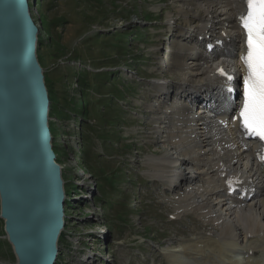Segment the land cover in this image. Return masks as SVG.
Instances as JSON below:
<instances>
[{"label": "rangeland", "instance_id": "374dc122", "mask_svg": "<svg viewBox=\"0 0 264 264\" xmlns=\"http://www.w3.org/2000/svg\"><path fill=\"white\" fill-rule=\"evenodd\" d=\"M178 4L35 0L38 62L55 99L49 128L70 197L55 264H171L168 250L206 233L192 212L171 218L176 196L151 174L163 145L147 106L155 104L157 79L177 78L162 70L158 54L167 13ZM144 10L159 12L146 18ZM135 31L144 33L142 42H128ZM83 154L87 174L80 169ZM3 226L0 218V264H15Z\"/></svg>", "mask_w": 264, "mask_h": 264}, {"label": "bare ground", "instance_id": "6f19581e", "mask_svg": "<svg viewBox=\"0 0 264 264\" xmlns=\"http://www.w3.org/2000/svg\"><path fill=\"white\" fill-rule=\"evenodd\" d=\"M244 6L243 0H180L175 6L183 16L171 41L168 68L178 74L168 86L175 91L164 96L165 84H157L159 97L147 106L163 145L151 159V174L165 180L176 196L174 213H194L206 233L168 250L171 264H264V169L255 162L256 142L239 137L232 112L224 108L228 98L214 87L220 80L212 67L220 57L238 66V55L224 51H242L237 21ZM197 35L222 40L215 57L207 60L203 51L188 57L202 48ZM258 189L261 193L253 195Z\"/></svg>", "mask_w": 264, "mask_h": 264}, {"label": "water", "instance_id": "95a60500", "mask_svg": "<svg viewBox=\"0 0 264 264\" xmlns=\"http://www.w3.org/2000/svg\"><path fill=\"white\" fill-rule=\"evenodd\" d=\"M27 2L0 0V218L15 264H55L66 191Z\"/></svg>", "mask_w": 264, "mask_h": 264}, {"label": "snow or ice", "instance_id": "6c2138e0", "mask_svg": "<svg viewBox=\"0 0 264 264\" xmlns=\"http://www.w3.org/2000/svg\"><path fill=\"white\" fill-rule=\"evenodd\" d=\"M245 3L247 11L238 18L245 45L240 59L246 68L238 119L247 134L264 140V0H245ZM218 71L227 77L223 69Z\"/></svg>", "mask_w": 264, "mask_h": 264}, {"label": "trees", "instance_id": "16d2710c", "mask_svg": "<svg viewBox=\"0 0 264 264\" xmlns=\"http://www.w3.org/2000/svg\"><path fill=\"white\" fill-rule=\"evenodd\" d=\"M129 35V34H128ZM134 39H136V35H134ZM131 43V41H128ZM37 58H38V61L40 60V56L39 54H37ZM88 83V82H87ZM86 83V84H87ZM49 98L51 99V103H53L55 101L54 97L51 95L50 91H49ZM84 101V100H83ZM51 130V129H50ZM52 133V137L54 138V135H53V132L51 131ZM54 141V140H53ZM53 151L54 153L56 154V160L58 158V152L57 150L55 149V145L53 144ZM79 163L83 166V169L87 172H90L91 171V168L86 164V161H85V155L83 154V156L81 157V160H79ZM92 176V175H91ZM64 234H61L60 235V238H59V242H61V238L63 237Z\"/></svg>", "mask_w": 264, "mask_h": 264}]
</instances>
